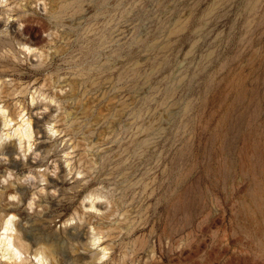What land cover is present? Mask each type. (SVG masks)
Instances as JSON below:
<instances>
[{
    "label": "rangeland",
    "instance_id": "rangeland-1",
    "mask_svg": "<svg viewBox=\"0 0 264 264\" xmlns=\"http://www.w3.org/2000/svg\"><path fill=\"white\" fill-rule=\"evenodd\" d=\"M0 79L42 129L0 186L63 264H264V0H0Z\"/></svg>",
    "mask_w": 264,
    "mask_h": 264
},
{
    "label": "bare ground",
    "instance_id": "bare-ground-1",
    "mask_svg": "<svg viewBox=\"0 0 264 264\" xmlns=\"http://www.w3.org/2000/svg\"><path fill=\"white\" fill-rule=\"evenodd\" d=\"M25 46L27 49L31 48L28 45ZM0 87H2L1 79ZM15 115V109L11 108L9 104L4 103L0 105V123L2 122L4 126L3 132L0 135V147L4 146L3 144L7 137L16 136L9 143L11 153L16 151L17 146L23 147L28 144V148H32V145L35 144L37 139L36 136L42 131L39 119L37 117H28L26 119L22 118L21 122H16L13 125L14 132L11 133L10 126L15 121ZM59 127L55 125L52 129L58 132L60 131ZM40 146V144H37L36 147ZM2 149L4 150L5 147H2ZM67 168L69 173L72 172L73 168L70 166V163H68ZM1 172L2 169L0 167ZM38 174L47 181V185L44 188H52L51 183H54L55 180L50 176L48 171H41ZM22 188L23 184L15 180H11L7 185L0 186V197L8 194L18 199L17 201H8L5 204H2L0 199V264H63L54 248V242L51 240L50 234H47L45 238H39L38 234L32 233V225H29L31 222V214L26 211V208L23 209L20 205L21 202L25 201ZM101 196V193L98 191L91 190L86 196L88 200L82 202L83 207L76 208V212L71 218H78L79 220L85 221L95 216L92 210H99L102 207L101 203L97 201ZM49 199V196L43 197L39 201V205L42 202H49ZM33 203L31 201L29 204L32 206ZM50 228L51 226L44 221V229L47 230ZM81 234L83 236L86 233L78 231L73 237L78 239ZM95 235L96 233H93L91 237L92 244L94 245L101 241V237ZM99 245L101 244L99 243ZM107 249L108 246H104L102 251L95 250L94 256H98L102 252L101 258H104L107 255Z\"/></svg>",
    "mask_w": 264,
    "mask_h": 264
}]
</instances>
